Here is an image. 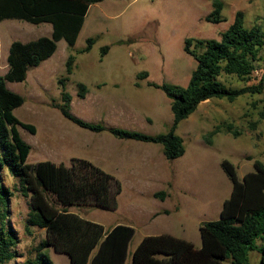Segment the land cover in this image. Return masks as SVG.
<instances>
[{
	"label": "rangeland",
	"instance_id": "rangeland-1",
	"mask_svg": "<svg viewBox=\"0 0 264 264\" xmlns=\"http://www.w3.org/2000/svg\"><path fill=\"white\" fill-rule=\"evenodd\" d=\"M214 1L106 0L95 4L88 12L73 49L64 40L60 41L55 55L39 67L30 69L25 82L7 83L9 90L25 98L24 105L15 111V116L21 122L36 128V134L20 128L22 138L32 148L28 164L51 161L70 165L73 159H79L75 157H83L88 158L91 163L94 161L95 166L117 176L115 178L121 181L122 192L117 198V209L108 211L90 207L85 218L103 225L106 230L117 225H128L135 229L126 264H131L133 252L145 237L163 230L160 226L154 230V227L151 229L152 226L145 225L139 217L137 204H143L142 207L147 210L177 208L179 211L172 212V218L177 224L187 226L190 232L201 220L203 223L220 219V215L213 212L212 206L218 198L221 210V202L230 197L232 188L220 162H232L240 180L254 171L255 161L264 164V120L260 118V113L264 111V94L246 95L234 103L209 100L179 125L176 134L183 138L186 153L181 158L165 162L168 163L167 168L173 179L172 185L177 184L178 190L175 189L170 202L162 205L160 200L148 196L150 192L159 190V184L150 181L145 175L143 168L141 169L143 163H137L139 158L125 164L106 162L105 154L111 150L107 139L114 136L109 132L98 134L80 128L55 108L62 103L59 80L66 76V62L69 55L73 54L76 57L75 68L65 87L66 92L72 96V114L86 122L106 126L107 119L104 122L95 120L97 109L109 111L113 106L135 105L142 112L143 120L134 124L126 123L122 129L151 136L168 133L174 119L171 100L162 90L149 86V83L181 87L189 85L197 62L185 53V40L193 38L220 41L238 11L244 12L247 27L258 25L264 30V0H222L226 21L220 24L205 20L212 12ZM51 34L50 24L36 26L17 20L2 22L0 75L5 76L8 72L7 58L13 42L27 43L41 37H50ZM89 38L96 39L93 49L89 53L79 54L86 47ZM105 46L110 47V51L102 58L101 49ZM261 57L260 68L264 66V49ZM143 73L148 74L147 79H139V75ZM258 76L259 71L250 82L227 76L221 80L227 86L241 88L256 83ZM79 83L88 87L93 95L91 99L83 100L78 97ZM97 93L108 100L104 99L102 104L97 105L94 102ZM114 95H119L121 101H113ZM254 102L256 107L252 106ZM255 122L258 126L253 131L250 123ZM228 124H232L241 135L234 138L222 129L221 133L211 138V144L206 141V137L218 126ZM71 129L78 130L84 138L81 149H74L61 142L62 135H66ZM138 169L142 171L141 177L135 178ZM222 178L225 180V190L220 189L224 186ZM5 182L14 188L18 179L6 172ZM48 198L54 202L53 197ZM73 210L80 211V208L73 207ZM29 212V199L24 198L20 192H15L10 200L9 219L20 239L17 251L22 256L16 262L34 258L37 247L46 238L44 230L29 228L28 232L26 222ZM178 234H182L181 230ZM196 235L191 240L199 249L202 241ZM47 252L55 264H66L52 250ZM249 262L260 264V254L250 252ZM224 264L231 262L226 261Z\"/></svg>",
	"mask_w": 264,
	"mask_h": 264
},
{
	"label": "trees",
	"instance_id": "trees-1",
	"mask_svg": "<svg viewBox=\"0 0 264 264\" xmlns=\"http://www.w3.org/2000/svg\"><path fill=\"white\" fill-rule=\"evenodd\" d=\"M106 0H0V24L7 20L23 21L32 25L50 24V37H41L27 43L15 41L8 52V72L0 75V264H55L47 252L68 257L70 264H126L135 229L117 225L111 230L86 220L71 212L73 207H94L114 211L122 184L113 175L93 163L73 159L69 166L51 161L35 165L27 163L31 146L24 141L20 128L36 134L35 126L21 122L15 111L22 107L25 98L8 89L7 83H22L32 68L39 67L52 58L58 43L64 40L73 49L84 27L90 8ZM206 21L213 24L225 22L222 0H215ZM96 43L89 38L79 54L89 53ZM264 49V30L255 25L246 26L245 14L238 11L232 25L215 39L185 40L184 51L197 62L187 87L173 84L149 83L162 90L171 100L173 125L166 134L155 136L122 128H109L102 124L86 122L71 111L72 96L66 92V82L73 74L76 57L70 54L66 62V76L59 80L62 103L55 106L62 115L80 128L95 133L109 132L120 140H134L160 144L168 161L185 155L182 137L176 134L179 125L194 114L199 106L209 100H227L234 103L240 97L264 94V66L261 52ZM110 47L101 49L102 58ZM259 71L257 82L241 88L227 86L221 78L235 77L250 82ZM148 74L139 75L147 79ZM88 87L78 84V97L85 99ZM256 107V103L252 104ZM264 120V111L260 113ZM258 123H250L256 130ZM225 129L234 138L241 135L232 124L218 126L207 137L211 138ZM221 168L232 183V193L224 204L220 219L203 222L199 231L202 247L171 235L148 236L137 246L131 264H250V252L260 254L264 264V164L254 162V171L239 179L236 166L229 160ZM9 172L18 179L11 187L5 182ZM20 192L29 199L30 212L26 227L45 231L46 238L36 249L34 258L16 262L22 255L17 251L18 234L10 223V200ZM48 196L53 197L51 202ZM166 192L155 198L165 199Z\"/></svg>",
	"mask_w": 264,
	"mask_h": 264
},
{
	"label": "crops",
	"instance_id": "crops-1",
	"mask_svg": "<svg viewBox=\"0 0 264 264\" xmlns=\"http://www.w3.org/2000/svg\"><path fill=\"white\" fill-rule=\"evenodd\" d=\"M92 96L93 95H91L90 90H88V93L86 95L85 100L91 99ZM95 96H96V99L94 100V102L97 105L102 104V101L104 99L106 101L108 100L107 98L102 97V95H100L98 93ZM112 100L113 101H115V100L121 101L119 95L118 96L114 95L112 97ZM208 102H210V101L204 102L203 104L208 103ZM113 104H115V103H113ZM95 113H96L95 120L99 121V122L100 121L104 122L105 121L104 119H107L108 124H106V126H108L109 128H121V127H124L123 125H125L126 123L134 124L136 122L143 120L142 112L137 110L135 105L124 106L122 104V106L121 105L113 106V108L109 111L108 110L104 111L103 109H101V110L97 109V111H95ZM102 133L103 132L98 133V134H102ZM109 138L110 139H107V141L109 142V146H111V148L109 147L111 150L109 153L107 152L105 154V159H107L106 162L124 163L125 164V163L129 162L130 160L135 161L136 159L139 158L137 160V163H143V164H141V169L143 168L145 175H147L149 177L150 181L154 182L155 184H159V188H157L159 190L150 192L148 194V196L152 197L154 199H158V198L154 197V195L156 193L166 192L167 193L166 198L163 200L162 199H158V200H160L162 205H165L167 202H170L174 193H175V189L178 190V185L177 184L174 186L172 185L173 179H171L172 176H171V174L167 168L168 163H165L167 159L164 156L163 147L160 144L144 143V142H138V141H134V140H120V139H117L116 137H109ZM83 140H84V138L81 136L80 132L76 129H74V130L71 129L70 131L67 132L66 135L63 134L62 138H61V142H64V144H67L74 149H81L80 147L83 145ZM129 152H131V155H129ZM75 158H79V159L88 161V158H83V157H81V158L75 157ZM94 159H97V161L99 160L98 157H94ZM90 161H92V160H90ZM92 162L94 163V161H92ZM56 164H61V163H56ZM67 166H69V165L67 164ZM220 166H221V162H220ZM141 173H142V171L140 169H138L136 174H135V178L136 177L140 178ZM114 177L118 178L117 176H114ZM221 181L223 183L222 185H224V186L220 187V189L225 190L226 189L225 188V185H226L225 180L222 178ZM179 189L181 191H183L181 188H179ZM231 193H232V188L230 190V196H231ZM217 200H218V198L216 199V202H214V206H212V208H214V210H213L214 213L220 215L222 208H223V204L227 199L222 200L221 210L219 208V204H218ZM142 206H144V205L143 204H141V205L137 204V209L140 213L139 217L141 218V220H143L145 225L152 226L151 229L155 228L154 230H156V227H158V226L163 228L162 231H159L158 233L152 234L150 236L171 235V236H174L176 238L184 239V240H187V241L193 243L191 240V237H193V239H194V237H197L196 234H198L199 237L197 239H199V238L201 239L199 228H200V225L202 224V220H201V222L198 223V225L195 227V229L192 230V232H190L187 230V226H185L184 224H177L176 221L172 218V212L177 211L178 210L177 208H174L173 210L171 208H161L159 210H156V209L147 210V209L143 208ZM78 208H80L81 212L77 211V210H73V208H71L70 211L74 212V213L80 215L82 218L86 219L85 216L87 215V210L90 207H78ZM180 230L182 233L181 235L178 234V232ZM201 241H202V239H201ZM57 255L59 256V258H62L66 264H70L68 257L67 258L64 257L65 255L64 256L59 255V254H57Z\"/></svg>",
	"mask_w": 264,
	"mask_h": 264
}]
</instances>
